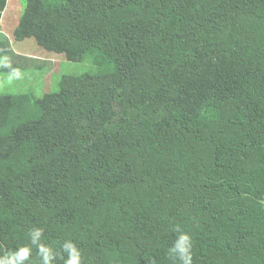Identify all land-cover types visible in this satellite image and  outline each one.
<instances>
[{"label": "trees", "instance_id": "1", "mask_svg": "<svg viewBox=\"0 0 264 264\" xmlns=\"http://www.w3.org/2000/svg\"><path fill=\"white\" fill-rule=\"evenodd\" d=\"M11 36L111 71L0 95V255L42 264L40 228L51 264H179V227L264 264V0H26Z\"/></svg>", "mask_w": 264, "mask_h": 264}, {"label": "rangeland", "instance_id": "2", "mask_svg": "<svg viewBox=\"0 0 264 264\" xmlns=\"http://www.w3.org/2000/svg\"><path fill=\"white\" fill-rule=\"evenodd\" d=\"M25 1L22 0L21 12ZM13 29L7 26V33L11 34ZM6 38V43L0 42V95L31 94L41 98L46 93L56 92L63 76L104 74L111 71L110 65H93L90 54L80 62H71L63 54L40 48L32 38L24 41H14L11 35ZM15 69L20 70L18 79L11 78Z\"/></svg>", "mask_w": 264, "mask_h": 264}, {"label": "clouds", "instance_id": "3", "mask_svg": "<svg viewBox=\"0 0 264 264\" xmlns=\"http://www.w3.org/2000/svg\"><path fill=\"white\" fill-rule=\"evenodd\" d=\"M5 66H8L7 64ZM20 70L15 69L11 74V78H20ZM42 229L35 228L30 230L31 243L37 246V253L42 259V264H51L53 260L52 250L49 246L43 243H38L42 236ZM177 232L171 247L167 251V255L174 262L179 264H193V241L191 236L179 227L175 229ZM63 249L68 255L65 264H81V253L74 243L67 241L63 244ZM32 253V248L25 245L20 246L14 251L0 255V264H25L29 260Z\"/></svg>", "mask_w": 264, "mask_h": 264}, {"label": "crops", "instance_id": "4", "mask_svg": "<svg viewBox=\"0 0 264 264\" xmlns=\"http://www.w3.org/2000/svg\"><path fill=\"white\" fill-rule=\"evenodd\" d=\"M21 3L22 0H5L3 9L0 11V42H7L8 39L6 37L12 35V33H7V26L15 29L18 25L20 14L23 12L20 10L23 7Z\"/></svg>", "mask_w": 264, "mask_h": 264}]
</instances>
